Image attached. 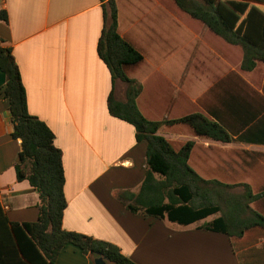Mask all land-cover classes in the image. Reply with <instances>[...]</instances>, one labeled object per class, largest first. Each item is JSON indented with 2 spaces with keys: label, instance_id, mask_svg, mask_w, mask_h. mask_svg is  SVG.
Listing matches in <instances>:
<instances>
[{
  "label": "trees",
  "instance_id": "obj_1",
  "mask_svg": "<svg viewBox=\"0 0 264 264\" xmlns=\"http://www.w3.org/2000/svg\"><path fill=\"white\" fill-rule=\"evenodd\" d=\"M100 1L106 3L97 54L111 77L108 113L132 125L136 141L146 144V172L138 191H121L117 198L135 215L180 226L204 220L198 229L226 235L239 253L240 264H264V180L249 177L264 169V152L234 149L231 152L240 156L238 162L200 172L190 164L194 151L201 148L196 140L168 139L159 133L161 128L179 126L182 129L174 132L214 143L264 146V95L236 72L233 94L208 109V115L197 106L198 110L175 119H149L138 107L141 88L132 77L133 70L144 63L143 54L136 43L121 36L116 0ZM173 2L215 37L241 49L242 73L257 72L264 65V0ZM0 21L7 22L5 10H0ZM3 42L0 38V71L6 81L0 91L8 102L11 137L21 143L16 178L27 180L39 200L38 218L30 223L10 221L0 203V264H55L67 245L93 260L100 253L113 264H137L109 241L63 228L67 199L62 151L55 145L53 131L29 113L19 67ZM117 80L126 85L125 101L115 97Z\"/></svg>",
  "mask_w": 264,
  "mask_h": 264
},
{
  "label": "crops",
  "instance_id": "obj_2",
  "mask_svg": "<svg viewBox=\"0 0 264 264\" xmlns=\"http://www.w3.org/2000/svg\"><path fill=\"white\" fill-rule=\"evenodd\" d=\"M105 3L0 0V10L7 13V22L0 21V38L19 67L29 113L53 131L55 145L62 151L67 199L63 228L109 241L137 264H240L239 253L226 235L200 230L198 223L180 226L132 214L117 198L118 192L138 191L146 172V144L136 141L132 125L108 113L111 77L97 54ZM120 24L121 36L137 45L127 33L123 35ZM5 81L0 71V89ZM123 84L116 81L115 94ZM205 84L191 103H198L208 115V109L220 106L233 94L235 84L224 75ZM206 93L208 103L203 99ZM141 96L142 92L138 98ZM12 131L8 102L0 91V203L8 207L5 212L10 221L35 222L39 195L27 180L16 178L21 143L11 137ZM194 140L202 144L200 138ZM212 144L211 152L218 148ZM237 144L264 150L263 145ZM199 150L202 165L207 161L217 166L213 153L204 147ZM55 264H94V260L67 245Z\"/></svg>",
  "mask_w": 264,
  "mask_h": 264
},
{
  "label": "rangeland",
  "instance_id": "obj_3",
  "mask_svg": "<svg viewBox=\"0 0 264 264\" xmlns=\"http://www.w3.org/2000/svg\"><path fill=\"white\" fill-rule=\"evenodd\" d=\"M116 3L121 18V24L119 23L121 32L132 37L146 57L144 63L133 70L132 77L136 79L142 92L141 99L138 98V107L149 119H175L198 110V103L194 105L191 100L194 101L207 87L205 83L212 81L215 76L224 75L226 80H231L232 74L235 76L234 73H241L248 83L264 95V65L257 72L242 73L239 69L241 49L226 44L202 23L183 14L176 8L173 0H116ZM199 80L200 83L194 85ZM202 85L204 87H201ZM125 91V84L118 86L115 96L119 101H125ZM203 99L207 102L209 93L204 94ZM192 104L194 107H191ZM206 105L204 107H207ZM175 129L182 128L165 127L161 128L159 133L168 139L180 141L195 139L191 134L185 135L188 136L185 138H175L183 135L174 132ZM199 141L202 142L198 143L201 147L213 153L212 158L218 159L216 164H231L235 160L238 162L240 156L231 152L234 149L264 152L263 148L256 146H241L237 143L214 144L206 139ZM211 144L218 148L211 152ZM201 153L200 150L194 151L190 164L196 170L201 168L206 171V167L207 169L210 167V162L206 161L207 164L202 165L199 159ZM207 156L210 157L211 154ZM250 176L263 181L264 169L253 171ZM155 221L161 220L155 218ZM203 222L204 220L198 222V225Z\"/></svg>",
  "mask_w": 264,
  "mask_h": 264
},
{
  "label": "water",
  "instance_id": "obj_4",
  "mask_svg": "<svg viewBox=\"0 0 264 264\" xmlns=\"http://www.w3.org/2000/svg\"><path fill=\"white\" fill-rule=\"evenodd\" d=\"M105 260H107V259L104 258L103 256H101L100 253H98V257L95 258L94 264H106Z\"/></svg>",
  "mask_w": 264,
  "mask_h": 264
},
{
  "label": "built area",
  "instance_id": "obj_5",
  "mask_svg": "<svg viewBox=\"0 0 264 264\" xmlns=\"http://www.w3.org/2000/svg\"><path fill=\"white\" fill-rule=\"evenodd\" d=\"M7 208H8L7 206L4 207V209H7Z\"/></svg>",
  "mask_w": 264,
  "mask_h": 264
}]
</instances>
